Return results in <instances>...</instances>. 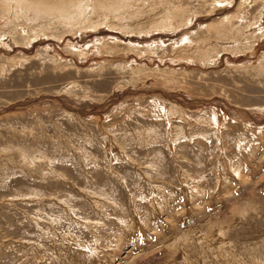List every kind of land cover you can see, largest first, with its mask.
I'll return each instance as SVG.
<instances>
[{
	"label": "rangeland",
	"instance_id": "rangeland-1",
	"mask_svg": "<svg viewBox=\"0 0 264 264\" xmlns=\"http://www.w3.org/2000/svg\"><path fill=\"white\" fill-rule=\"evenodd\" d=\"M0 264H264V0H0Z\"/></svg>",
	"mask_w": 264,
	"mask_h": 264
}]
</instances>
